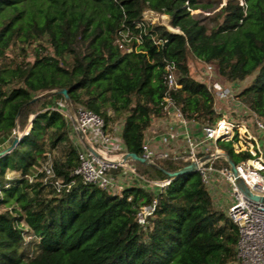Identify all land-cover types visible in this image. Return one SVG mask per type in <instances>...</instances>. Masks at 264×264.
I'll return each mask as SVG.
<instances>
[{"label":"trees","instance_id":"trees-1","mask_svg":"<svg viewBox=\"0 0 264 264\" xmlns=\"http://www.w3.org/2000/svg\"><path fill=\"white\" fill-rule=\"evenodd\" d=\"M222 1L0 0V142L11 139L17 126L30 129L0 158V264L237 260L238 226L216 206L201 176H173L189 162L142 160L146 133L164 114L168 62L177 66L181 87L171 95L182 112L201 124L217 120L213 95L191 75L188 53L213 62L219 78L242 84L237 98L264 121V0H226L224 14L213 23L192 13L215 10ZM148 9L168 15V24L180 31L146 21ZM123 31L133 37L124 48L117 41ZM156 40L163 44L158 47ZM58 89L67 90L73 108L101 115L109 129L123 122V145L138 156L132 161L138 172L155 180L173 178L169 185L156 191L134 183L115 194L77 180L58 194L25 178L60 144L69 146L62 157H51L57 177L68 181L79 164L71 123L59 110L64 95L38 97ZM220 143L233 163L250 157ZM13 172L19 177L9 185ZM43 176L40 172L38 179ZM154 197L155 216L142 226L137 212Z\"/></svg>","mask_w":264,"mask_h":264},{"label":"built area","instance_id":"built-area-1","mask_svg":"<svg viewBox=\"0 0 264 264\" xmlns=\"http://www.w3.org/2000/svg\"><path fill=\"white\" fill-rule=\"evenodd\" d=\"M132 38L129 31H123L117 41L124 48L125 42H130ZM136 39L138 43L141 42L140 37L137 36ZM155 43L159 47L163 40H156ZM190 61V67L194 64L199 66L194 78L205 83L213 95L217 120L201 124L182 112L171 95L172 90L176 91L181 87L177 66L174 62H168V91L162 103L164 114L159 121L166 125L167 130L145 136L142 157L149 165H158V160L170 157H183L187 160V166L192 165V169L183 176L198 173L216 206L224 208L227 216L238 226L237 260L231 264H264V121L248 107L240 106L241 102L236 96V83H224L217 77L213 62L199 59ZM221 103L232 105L229 106L235 112L237 109L238 117H233L228 111L222 112ZM59 110L70 121L73 133L82 144L79 148V164L73 169L70 179L65 181L57 177L52 158L48 155L38 172L24 176L30 182L39 180L60 194L70 191L77 180H80L84 184L121 194L127 186L134 183L159 191L172 181L173 178L150 179L138 172L133 160H123V156L128 153L121 137L123 122L116 123L109 129L101 115L84 107L75 109L66 101ZM29 130V126L24 129L17 126L11 139L0 142V154L15 139L19 143L29 134ZM220 142L228 143L237 154L248 152L250 157L234 163L233 169L227 148ZM219 160L226 161L231 166H218L216 163ZM40 172H44V176L38 179ZM12 178L14 176L10 174L8 179ZM240 181L244 182L250 194L244 192ZM157 203L158 199L154 197L140 207L137 212L139 224L146 226L150 218H154ZM14 222L17 224V220Z\"/></svg>","mask_w":264,"mask_h":264},{"label":"rangeland","instance_id":"rangeland-1","mask_svg":"<svg viewBox=\"0 0 264 264\" xmlns=\"http://www.w3.org/2000/svg\"><path fill=\"white\" fill-rule=\"evenodd\" d=\"M226 3V0H223L222 1V3L215 9V10H212V11H203L202 12V10H194V11H192V13H194V14H201L202 13V16H208V18H210V21L212 22V21H216V22H218L220 19H221V17H219V14L221 13L222 15L224 14V12H223V9H222V7H223V5ZM241 4L242 3H245L244 2V0H241V2H240ZM36 8V7H35ZM98 7H96L95 8V10L96 11H98ZM146 11V12H145ZM144 11V18L146 19V20H149L150 22H152V23H161V24H163V25H166L171 31H180L179 29H176V28H174V27H172V26H170L169 24H168V22H169V18H168V15H166V14H157V13H153L152 11H147V10H145ZM213 23V22H212ZM172 28V29H171ZM12 54V53H11ZM13 55H14V53H13ZM13 55H11L12 57H13ZM15 56V55H14ZM20 59V58H19ZM188 59H189V64H191L192 63V61H190V60H194L195 58L193 57V55L191 54V53H188ZM191 75L194 77L195 76V74H198V71H199V66H197V64H194L193 65V67H191ZM217 77H219V75L217 76ZM224 83L226 82L224 79H222V78H220ZM227 82H229V81H227ZM226 82V83H227ZM236 83V92L238 91V90H240V88L242 87V84L240 85V83L239 82H235ZM241 86V87H240ZM237 100H239V99H237ZM240 101V100H239ZM230 104H227V103H221V110H222V112L223 111H228V113H231V115L233 116V117H238V114H237V112H239L237 109H236V111L237 112H235V110H232L231 109V107L230 106H232V105H230ZM240 106H245V105H243V103H241L240 104ZM224 109V110H223ZM116 123L117 122H115L114 123V125H116ZM70 141H71V143L73 144V145H75V146H77V147H81V142H80V140H79V138L77 137V135L75 134V133H73V134H70ZM67 146H69L68 144H60L59 146H57L55 149H53V150H51V157L53 156L54 158H60V157H62V155H63V152H64V147H67ZM218 166H221V167H230L231 165L228 163V162H226V161H221V160H219V161H217V163H216ZM11 175H13L14 176V178H12V179H9V185L11 184V182L13 181V179H16V178H18L19 177V174L18 173H15V172H13V173H11ZM45 192H47V193H49V192H52L51 190H50V188L49 189H46V191ZM219 208V207H218ZM220 209H222V210H224V208H220ZM10 212H12L11 210H10ZM11 215L12 216H14L12 213H11Z\"/></svg>","mask_w":264,"mask_h":264},{"label":"water","instance_id":"water-1","mask_svg":"<svg viewBox=\"0 0 264 264\" xmlns=\"http://www.w3.org/2000/svg\"><path fill=\"white\" fill-rule=\"evenodd\" d=\"M177 32V31H176ZM179 32V31H178ZM62 93L64 95V98H65V101L71 105V100L69 98V95H68V92L66 89H58V90H52V91H49V92H45L43 94H41L40 96L38 97H42V96H45V95H48V94H52V93ZM18 144V140L15 139L14 142L4 151L2 152L0 155L3 157L4 155H6L7 153L11 152ZM123 160H138V156L134 153H130L128 152L127 154H125L123 156ZM142 160L145 162V159L142 157ZM232 166H233V169H235L234 167V163L231 162ZM192 169V165H189L187 166L186 168L182 169V170H179L175 173H173V176H175L176 178L177 177H180V176H183L187 171H190ZM240 186L241 188L244 190V192L250 194L249 192V189L246 187V185L244 184V182L240 181ZM254 198H258L256 196H252Z\"/></svg>","mask_w":264,"mask_h":264},{"label":"crops","instance_id":"crops-1","mask_svg":"<svg viewBox=\"0 0 264 264\" xmlns=\"http://www.w3.org/2000/svg\"><path fill=\"white\" fill-rule=\"evenodd\" d=\"M147 11H152L153 13H157L153 10H150L148 9ZM146 12V11H145ZM159 14V13H157ZM160 119H162V116L161 117H157V118H154L153 119V122H152V125L151 127L148 129L146 135H153L155 133H158V132H164L167 130V127L166 125H164L163 123H160Z\"/></svg>","mask_w":264,"mask_h":264},{"label":"bare ground","instance_id":"bare-ground-1","mask_svg":"<svg viewBox=\"0 0 264 264\" xmlns=\"http://www.w3.org/2000/svg\"><path fill=\"white\" fill-rule=\"evenodd\" d=\"M170 23V22H169ZM172 29V28H171Z\"/></svg>","mask_w":264,"mask_h":264}]
</instances>
